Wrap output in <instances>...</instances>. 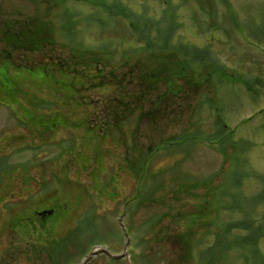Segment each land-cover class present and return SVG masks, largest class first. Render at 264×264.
Wrapping results in <instances>:
<instances>
[{
	"label": "rangeland",
	"instance_id": "obj_1",
	"mask_svg": "<svg viewBox=\"0 0 264 264\" xmlns=\"http://www.w3.org/2000/svg\"><path fill=\"white\" fill-rule=\"evenodd\" d=\"M120 1L130 18L92 7L94 0H0V37L10 25L20 26L39 13L43 17L46 13L56 30V43L46 51L21 49L10 57L2 52L9 47L0 39V72L8 67L13 78L22 79L23 106L39 99L54 104L65 94V89H59L54 95L52 83L44 84L30 68L46 67L58 77V64L66 61L64 73L75 67L82 79V73H94L96 66L87 65L88 58L75 57L83 48L100 51L96 53L108 60L106 72L116 68L115 76L122 78L147 54L129 48L131 43L145 44L129 26V19L146 17L158 23L175 52L174 62L187 63L195 70L178 74V87L167 97L165 78L160 94L145 97L140 121L137 109L119 141L100 144L99 153L93 144H79L83 131L75 124L85 116H102L99 110L110 97H124L117 78L112 86L86 89L84 97L77 96L78 102L91 106L77 110L79 103L72 102L77 104V113L69 110L68 121L60 118L62 127L51 138H40L37 129L31 134L21 121L50 114L55 106H35L31 110L35 115L23 112L11 102L9 92L1 91L5 83H0V264H52L45 253L34 254L33 247L8 227L21 213L29 218L43 211L47 202L69 206L71 214L65 219L69 220L58 226L62 234L77 227L78 221H92L99 227L104 243H92L90 252L103 245L122 253L129 234L127 259L112 260L99 253L88 264H264V0ZM156 27L152 38L157 36ZM107 44L113 46L115 56L104 50ZM149 53L161 62L168 52ZM132 80L126 77L123 82L129 90L137 82ZM49 86L53 89L48 90ZM179 135L189 139H183L180 147L157 152L150 161L155 180L134 177L129 166L133 156ZM24 145H31L30 149ZM36 146H40L39 153L31 160ZM28 161L30 166H12ZM166 167L172 169L159 175L160 168ZM93 174H98L95 179ZM27 177L32 179L30 184L25 183ZM104 184L110 185L107 191L100 188ZM140 195L147 198L145 202ZM159 215L162 224L157 232L154 223ZM61 217H65L63 212ZM246 223L253 225L249 228ZM188 232L194 234L190 256L177 238L190 237ZM249 236L252 243L246 239ZM85 241L82 245L87 247Z\"/></svg>",
	"mask_w": 264,
	"mask_h": 264
},
{
	"label": "trees",
	"instance_id": "obj_2",
	"mask_svg": "<svg viewBox=\"0 0 264 264\" xmlns=\"http://www.w3.org/2000/svg\"><path fill=\"white\" fill-rule=\"evenodd\" d=\"M69 0H63V3H66ZM73 1H79V0H73ZM86 2V1H85ZM90 4V3H89ZM166 6H169V3L165 1ZM92 6L96 8H102L105 11L109 12L111 15L113 14H120L127 16V18L131 17V14L128 13V9L126 6L122 4L120 0H94V4ZM144 14V13H143ZM141 14V15H143ZM165 15V14H164ZM47 14L44 13V17L42 14H38L37 16H33L28 22H25L24 24L18 26V25H10L7 29H5L3 32H1L2 36L0 37L1 41L3 43H6V45L9 47L6 50H2L3 53H8L9 57L11 54L17 50L21 49H29L31 51L33 50H42L46 51L47 48H50V45H54L56 37L55 33L56 30L54 28V25L46 20ZM166 18V17H165ZM131 25V29L133 31L139 32L141 34V38L145 41L144 46L142 47H136V44L131 43L129 45V48L135 53V51L143 50L147 54L145 58L140 59L138 62H135L132 64L129 72H125L123 74L122 78H118L115 75L116 68L111 69L109 72H106V69L108 67V60L104 61V57L99 55L95 50H83L78 54L76 53L75 57L78 59L84 60L85 58L89 59V63L87 65L94 64L93 70L94 73L91 71L87 74H81L84 76L85 79H82L81 77L77 76V70L75 68L72 69L71 73L67 72L64 73L63 71L66 70L67 62H63V64H58V68H61L60 75L58 77L55 76L53 72L49 71V68L43 67L39 69L30 68L31 73L38 77V79H41L44 81V84H50L52 83L54 88V95H56L57 91L59 89H65V94L61 98L60 101L54 104L50 101V99H39V103L36 102H28L24 103V106L22 105V101L26 99V91L22 87V79L16 75V78H13L11 70L6 67L4 71L0 72V83H5L2 85L1 91H3V88L6 90V92H9V96H11L10 100L12 103H14L15 106L23 108V112L31 113V110L35 108H47V107H54L55 110H53L52 113H48L45 116L40 115L38 117L31 116L29 120H26V118L21 121L23 126L30 127L31 134H34L33 129H37L40 131L41 135L40 138L43 137H53V133L56 132L57 129H59L61 126L60 118H63L64 121L69 120V116L72 114L71 112L77 113L76 111L79 109H83L84 107L91 106L89 103L84 102H78L77 96L84 97L85 90L88 89V91H91L92 89H101L106 86H112L115 83V79L117 78L118 82L120 83L121 87H123L124 94L122 98H116V97H110L106 100V102L103 104V106L100 108V112L102 113V116H97L95 118H88L83 117L80 118V121L77 122L75 125L78 128L82 129L81 138L79 139V144L88 143V145H94V149H98L99 153V147L100 144L104 142L110 141V143H116V141H119V138L124 135L125 133V125L128 120H131L136 112L137 109L140 110L141 114L136 119L137 121H140V118H142V113L144 112V108L146 105V98L150 97L153 93H156L157 95L160 94V84L164 81L166 78V81L169 82L168 91L164 94L165 97L168 96V93L171 90H174L177 88V84L175 81V78L179 75H183L184 73L190 72L191 74L195 73V70L191 69V66L189 64L184 63H177L174 62L173 57L176 55L173 50L169 47V40L165 35H162L165 33V31H160L159 24H155L151 20H148V18L144 17L143 19L135 18V19H129ZM110 20L106 22L105 24L109 26ZM12 26V27H11ZM157 26V27H156ZM157 28V36L155 38L151 37V32L153 28ZM104 45L103 48L105 51L109 53L111 57L115 56V50H112L113 46ZM161 49V51L168 52L164 54L165 59L161 62H159L158 58L153 57L149 51L150 50H157ZM1 53V52H0ZM174 53V54H173ZM73 55V53H72ZM71 55V56H72ZM1 56H4L1 54ZM9 57H5L9 59ZM74 57V56H72ZM71 57V58H72ZM199 58V56H197ZM77 59V61H79ZM158 61V62H157ZM95 62V63H94ZM182 62V61H181ZM77 63V62H76ZM120 65V64H119ZM118 65V66H119ZM62 67H65L62 69ZM24 68L19 70H23ZM25 69H28V67H25ZM56 69V70H57ZM50 70H54L53 68H50ZM18 71V70H17ZM119 71V69H118ZM129 74V75H128ZM94 75V76H93ZM42 76V77H41ZM126 77L129 78L130 82L136 80V85H133V88L131 90L127 89L123 85L124 80ZM107 79V80H105ZM97 81V82H96ZM195 84H199L198 79L194 78L192 80ZM134 82V81H133ZM132 83V82H131ZM129 83V85L131 84ZM12 84L15 85V87L12 86ZM177 86V87H176ZM199 86V85H198ZM52 86L48 87V90H50ZM52 88V89H53ZM130 88V87H128ZM182 87L179 89L181 90ZM37 89H40L37 87ZM33 93V92H32ZM35 94V93H33ZM34 97L40 98V96H37L36 94ZM163 95H159V98H162ZM76 101L77 104H72V102ZM27 104H30L31 107H29ZM58 104V105H56ZM21 105V106H20ZM78 106V109L76 110L74 107ZM100 107V106H98ZM96 107V108H98ZM18 111L20 112V109L18 108ZM66 112L67 114H65ZM32 115H35L31 113ZM28 127V128H29ZM62 129V128H61ZM222 132L224 131L223 128L220 129ZM186 133V132H185ZM197 138L191 136L190 139ZM222 139H225V135L221 137ZM220 138V139H221ZM177 139V140H176ZM183 139H189L185 135H179L177 138H172L169 140H163L160 143H158L154 148L146 149L145 152L141 153L139 152L137 155L133 156V158L129 162L130 170L134 174L135 178H139L140 175L143 178H150L155 180L156 175H154V171H152L149 167L151 165L150 161L153 159V157L156 155L157 152H160L161 150H170L172 146L180 147L181 141ZM212 144H215L216 142H211ZM24 149H30L29 146L31 145H24ZM34 147V146H33ZM32 147V149H33ZM36 146L35 152L31 158H35L39 152H37L39 149ZM221 148V147H220ZM223 152V150L221 149ZM82 157L84 158L85 162V151L81 152ZM225 153V152H224ZM140 155V156H139ZM30 160V161H31ZM25 162V163H16L12 164V166L17 167V165H21L23 167L30 166L31 162ZM100 161V160H99ZM83 162V163H84ZM180 164L179 162L177 165ZM176 165V166H177ZM174 166V167H176ZM8 167V166H7ZM152 167V166H151ZM100 168V167H98ZM161 173H163V170L170 171L172 167H166V168H160ZM101 170V168H100ZM68 175V173H67ZM94 179L95 175L93 174ZM137 175V176H136ZM114 179V178H113ZM32 180V179H31ZM31 180L27 179L25 180L26 184H30ZM95 181V180H94ZM99 184V183H98ZM40 185V183H39ZM42 187L49 188L48 183L44 186V183L41 184ZM109 184L100 185V188L107 191L109 188ZM54 190L57 188H53ZM53 189L51 190L53 193ZM52 193L49 195L51 196ZM140 193V192H139ZM141 196V195H140ZM50 198V197H49ZM48 198V199H49ZM143 201L147 198H144L141 196ZM47 200L44 201L46 203ZM82 199V198H81ZM80 199V200H81ZM81 202V201H79ZM0 203H3V201L0 199ZM67 202H65L64 206H61L60 204H50V202H47V204L43 207L44 210L41 212H33L29 218L23 217V214H19L17 217H14V221L8 224V227L11 230H14L16 233L18 232V235L21 239L25 240L31 247H33L34 254L40 256L42 253H45L47 258L52 260V264H76L79 262L80 258L83 259L87 253L90 252V249L94 244L92 243L100 240V243L103 242V238L101 236V230H99V227L96 225H92V221L89 222H80L78 221V225L75 228H70L67 233L62 234L59 231L58 226L63 223L64 224L69 220H65L70 216L67 207ZM8 207V205H7ZM42 208V209H43ZM64 213L65 217H61V213ZM91 216L93 217V211L90 212ZM76 220V219H75ZM162 221V215H159V217L155 220L154 223V229L159 228L157 232L160 231ZM246 227H252L253 223H246ZM92 225V226H91ZM95 230V232H94ZM130 231V227H129ZM190 233V237H183V234L180 236H177L179 241L182 243L186 250V256L191 255V251L193 249V245H191V240L193 238V232ZM166 235H169L168 233ZM83 239L86 241L87 247H84ZM247 241H251V236L246 238ZM92 245V246H91ZM137 245H135L136 247ZM134 247V250H135ZM71 248H74L76 251L75 253L72 252ZM79 258V259H78ZM136 259V258H135ZM77 260V261H73Z\"/></svg>",
	"mask_w": 264,
	"mask_h": 264
},
{
	"label": "water",
	"instance_id": "obj_3",
	"mask_svg": "<svg viewBox=\"0 0 264 264\" xmlns=\"http://www.w3.org/2000/svg\"><path fill=\"white\" fill-rule=\"evenodd\" d=\"M128 243H129V239H128L126 245H125L124 252L121 253V254H119V255L114 254V253L111 252L107 247H98L97 249L95 248V249H93V251L88 255L87 260H88L89 258H91L93 255H95V254H97V253H99V252L106 253V254H108L109 256H112V257H114V258H121V257H123V256L126 255V248H127ZM86 263H87V261H84V262H83V264H86Z\"/></svg>",
	"mask_w": 264,
	"mask_h": 264
}]
</instances>
